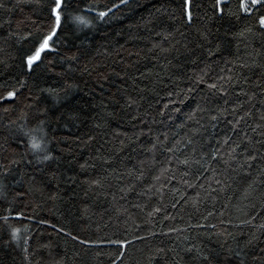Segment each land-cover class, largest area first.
Returning a JSON list of instances; mask_svg holds the SVG:
<instances>
[{"label": "trees", "instance_id": "16d2710c", "mask_svg": "<svg viewBox=\"0 0 264 264\" xmlns=\"http://www.w3.org/2000/svg\"><path fill=\"white\" fill-rule=\"evenodd\" d=\"M3 3L0 94L16 88L20 98L15 104L0 101V135L7 131L5 125L16 131V125L25 123L18 119L22 111L31 127L36 108L45 107L53 159L22 162L24 185H14L12 176L5 181L12 189L8 199L13 211L7 224L0 220V264H206L199 252L222 257L253 232L256 238L244 250V264H264V229L258 227L264 224V176L254 166L251 174L234 173L224 182L222 163L207 154L229 132L232 105L247 101L236 95L241 88L253 99L240 109L241 115L252 112L240 127L264 140L250 127L264 113V69L240 67L241 62L252 65L253 59L264 62V34L234 35L250 23L243 14L240 19L230 14L238 0H228L222 18L213 15V0H194L190 25L180 19V0H128L102 20L97 11L119 0H67L70 15L59 51L48 53L31 73L21 62L34 36L23 37L35 35L33 21L42 26L44 10L34 4L17 6V0ZM74 15L91 23L77 25ZM73 55L77 59H66ZM70 67L75 71L68 72ZM229 75L231 83L217 79ZM211 82L223 84L228 94L210 91ZM68 84L74 86L67 89V98L53 107L42 90ZM28 103L34 107L26 108ZM197 104L228 112L198 138L203 147L193 153L185 143L191 126L186 113ZM72 112L78 118H69ZM13 120L16 125L9 124ZM12 146L23 151L22 143ZM186 156L200 163L180 164ZM27 176L32 177L31 192ZM16 191L23 195L14 198ZM6 206L0 201V216L8 214ZM16 211L23 212L20 219ZM9 225L21 230L18 241H12ZM110 239L131 241L122 259L117 260L119 249L107 243Z\"/></svg>", "mask_w": 264, "mask_h": 264}, {"label": "snow or ice", "instance_id": "6c2138e0", "mask_svg": "<svg viewBox=\"0 0 264 264\" xmlns=\"http://www.w3.org/2000/svg\"><path fill=\"white\" fill-rule=\"evenodd\" d=\"M21 3L25 4H34L37 8L44 10V19L41 24L35 25V35L32 32H29L27 36L23 38L28 40L34 36L32 39L31 49L24 54L22 57L21 67L25 68L27 72L31 73L34 70V65L39 66L45 59H47L48 53H54L59 51L58 45L62 43L61 35L63 33L64 27L69 18V12L67 11L68 4L67 0H17V6ZM128 0H119V4L113 3L111 8L107 10L97 11V18L103 19L108 15L113 8H118L120 4H127ZM195 6L194 0H180L179 14L180 19L187 23L191 24L193 21V12L192 9ZM5 7L3 0H0V8ZM213 15L219 18H222L225 14V10L230 7L228 0H213ZM91 11V9H89ZM35 11V9H33ZM236 15L237 19H240L239 14H243L245 18L250 20L245 28L239 33L234 35L247 38L248 35H255L256 33L264 34V0H238V5L235 13H230ZM31 17H28L30 19ZM73 23L77 25L87 26L91 22L88 21L85 17L81 15H74L71 17ZM2 26V25H0ZM13 35V33H9ZM203 39L207 37L201 33ZM7 39V38H5ZM2 50V49H0ZM163 51V49H162ZM256 55H260L259 52ZM68 60H75L77 57L75 55L66 57ZM256 66L264 69V62L257 64L256 60L253 59L252 65H249L245 62L240 63V67H250ZM68 72L75 71L74 68L67 69ZM85 71L87 69L85 68ZM231 69H229V72ZM264 75V72H262ZM218 80H227V82H232V77L229 75L227 78L224 76L217 77ZM200 80L203 81V77H200ZM21 86H23V81H20ZM74 85L68 84L65 89H56L48 88L43 89L42 91L47 92L48 96L53 101V107L60 104L62 100L67 98V89H71ZM210 91L214 90L215 93L220 95H227V88L221 84L219 87L216 82H211L208 84ZM19 90L13 88L12 90H7L5 93L0 94V101H11L13 104L20 98L18 95ZM61 92H64V96H61ZM237 96H247V101L236 102L232 105L231 115L232 120H228L227 123L230 125L229 132H226L223 137L216 140V144L211 146L209 152L207 153L211 160H219L223 167L220 169V175L224 178V182L231 179V174L247 171L251 174V170L255 166L257 169V174L264 176V152L257 148L256 145H260L261 148H264V140L254 139L253 136H250L244 128L240 127L241 122L245 121V118H251L252 112L251 109L245 110L243 114H240V109L243 108V104L250 102L253 97L249 95L243 88H241L237 93ZM33 101L38 100V97H33ZM227 103V101H225ZM135 103V101H130ZM264 103V101H262ZM26 108H33V103H28L25 105ZM5 112L9 111L8 107L4 108ZM228 110L220 107L214 106L209 107L208 105L197 104L195 108H192L188 113H186L187 121L191 122V126L188 128V133H186L185 143L190 145L192 152L197 151V146L203 147L198 138L203 137L209 129H214L217 123L220 122L221 118L227 114ZM205 114L207 119L205 120ZM78 113L72 112L70 114L71 119L78 118ZM18 119L25 121L16 125V121H10V125H16V131H13L9 125H5L4 128L7 131L0 135V201L6 203L5 211L8 213L6 215L0 216V220H3L5 224L8 223L12 215V206L11 201H9V192L12 189L9 188V184L5 181L9 176L13 177L12 183L14 185H24L26 173L22 169H19V166L22 162L27 161L32 163L33 161L38 164H43L47 161L53 159L51 150L49 149V144L51 140L48 138V132L46 130L47 124L50 123V117L48 115V109L45 107L36 108V122L31 127H28L27 121V112L22 111ZM184 125H182L183 127ZM252 133H256L259 136H264V131H258L264 129V113H261L259 116L258 122L254 126H250ZM231 133V134H229ZM236 136V139L233 137ZM91 139V137H89ZM13 142L23 144V151L21 152L18 147H13ZM169 152L173 149L169 148ZM203 157L201 156V159ZM180 164L189 166L192 163H200L199 160H193L191 156H186L183 160H179ZM84 165H81L83 168ZM16 169V171H14ZM215 175V170H213ZM32 180L31 176H27V191L31 192L33 190V185L30 183ZM93 184H97L98 181L93 180ZM217 184H221V180H216ZM255 181L253 180L249 183L248 188L252 189ZM23 195L22 192L16 191L14 193V198ZM247 198V197H245ZM175 207V205H173ZM155 211H160V209H155ZM211 215V213H209ZM151 215V214H150ZM23 216L22 211L15 212V218L20 219ZM249 221H245L248 223ZM10 227V237L12 241H18L20 239L19 233L20 229L15 227ZM197 227H203L202 225H197ZM260 229H264V224L258 226ZM63 231V229H59ZM175 231V229H172ZM71 235L70 233H66ZM255 232L245 240L242 244L238 245L237 248L227 249L224 256L217 254L216 258H211L209 254H204L199 252V258L206 264H244L243 256L246 255L245 248L252 243V240L255 239ZM73 240L78 239L76 236H72ZM142 239V237H141ZM81 244H92L94 242L88 240H80ZM109 244H114L118 246V255L117 260L122 259L124 256V250L126 246L131 243L127 239H110L107 241ZM24 244L27 245V237L24 238ZM25 253H27V247L24 248ZM255 259V257H253ZM25 259H28V256L25 255ZM113 264H116L113 261Z\"/></svg>", "mask_w": 264, "mask_h": 264}]
</instances>
